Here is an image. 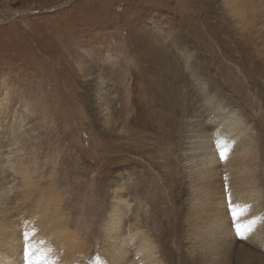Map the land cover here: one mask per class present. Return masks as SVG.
<instances>
[{
  "label": "rangeland",
  "instance_id": "obj_1",
  "mask_svg": "<svg viewBox=\"0 0 264 264\" xmlns=\"http://www.w3.org/2000/svg\"><path fill=\"white\" fill-rule=\"evenodd\" d=\"M226 1L230 3L0 0V126L32 128L41 146L40 166L46 162L43 182L54 169L56 182L47 189L60 195L70 226L78 219L91 223L88 208L98 197L93 201L87 197L95 188L108 205L112 182L118 178L132 184L139 177L136 185L141 186L143 164L136 161L138 156L114 159L120 154L99 147L101 79L113 89L112 106L120 112L119 123L126 116V107L120 111L121 97L132 91L149 106L156 100L164 114L170 113L169 96L178 100L179 129L171 159L181 188L185 185L179 162L195 146L202 152L196 140L207 134L200 128L203 122L215 124L210 133L220 130L226 136L236 109L264 135V40L242 28L225 7ZM253 6H260L258 0H246L247 9ZM250 65L256 80L253 88L244 80L245 67ZM152 141L148 132L129 137L133 144L149 146ZM258 143L255 139L256 147ZM151 157L160 160L156 154ZM151 174L161 180L159 171ZM230 190L225 185L227 199ZM185 198L179 199L178 207L185 206ZM90 230L99 235L96 224ZM174 240L163 242L164 250L173 264H180L182 252L176 250Z\"/></svg>",
  "mask_w": 264,
  "mask_h": 264
},
{
  "label": "bare ground",
  "instance_id": "obj_2",
  "mask_svg": "<svg viewBox=\"0 0 264 264\" xmlns=\"http://www.w3.org/2000/svg\"><path fill=\"white\" fill-rule=\"evenodd\" d=\"M258 2L260 6L247 9L246 0H230L225 7L240 20L243 29L260 34L264 40V0ZM252 67H245L244 78L251 88L256 86L250 75ZM99 83L103 127L99 147L120 154L114 159L138 156L136 161L143 164L141 186L136 185L139 177L132 184L118 178L112 182L113 198L108 205L95 188L87 197L90 201L98 197L88 208L93 216L91 223L78 219L70 226V214L60 195L47 189L56 182L54 169L48 174V182H43L46 162L40 166L41 146L35 142L32 128L2 124L0 264H27L25 244L30 245L33 260L44 254L52 264H173L163 245L172 238L176 239V250L182 252L180 264H264V135L258 134L253 123L245 122L244 113L233 111L226 136L220 130L210 133L215 124L202 123L200 128L207 134L202 140L196 138L202 152H198V146L191 148V142L193 151L183 154L179 162L185 185L181 188L171 159L176 149L173 137L179 129L178 100L171 94L167 101L170 113L164 114L158 111L156 100L149 106L132 91L120 96L124 99L120 111L126 107V116L119 123L120 112L112 106L116 102L113 89L103 79ZM139 132H148L153 140L149 146L129 142V137ZM222 150L227 153L226 160L219 156ZM152 170L159 171L160 181L153 178ZM225 185L230 186L235 205L248 206L238 219L225 202ZM165 189H169L167 194ZM183 197L185 206L178 207ZM100 209L105 211L101 213ZM252 221L255 223L250 232L243 237L236 234V223ZM93 224L97 225L98 236L90 230Z\"/></svg>",
  "mask_w": 264,
  "mask_h": 264
},
{
  "label": "snow or ice",
  "instance_id": "obj_3",
  "mask_svg": "<svg viewBox=\"0 0 264 264\" xmlns=\"http://www.w3.org/2000/svg\"><path fill=\"white\" fill-rule=\"evenodd\" d=\"M219 156L221 159L226 160L227 159V153L226 151H220ZM228 205L229 208L232 211V216L236 219H238L240 216H242L245 212H247L248 206L245 205L243 207H239L237 205H235L230 197L229 194V198H228ZM255 223V221H252L248 224H242V223H236L235 224V231L236 234L239 236H245L246 233L250 232L252 230V224ZM24 236L26 239H28V234L24 233ZM25 255L27 258V264H52V262H50L47 257L44 254H41V256L37 257L35 260L32 259L33 253L30 251V245L29 244H25Z\"/></svg>",
  "mask_w": 264,
  "mask_h": 264
}]
</instances>
